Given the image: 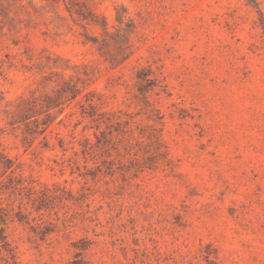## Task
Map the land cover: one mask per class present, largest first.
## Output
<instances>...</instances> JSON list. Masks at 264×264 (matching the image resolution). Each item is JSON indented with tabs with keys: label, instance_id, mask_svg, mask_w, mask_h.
Masks as SVG:
<instances>
[{
	"label": "rangeland",
	"instance_id": "obj_1",
	"mask_svg": "<svg viewBox=\"0 0 264 264\" xmlns=\"http://www.w3.org/2000/svg\"><path fill=\"white\" fill-rule=\"evenodd\" d=\"M0 207V264H264V0H0Z\"/></svg>",
	"mask_w": 264,
	"mask_h": 264
},
{
	"label": "trees",
	"instance_id": "obj_2",
	"mask_svg": "<svg viewBox=\"0 0 264 264\" xmlns=\"http://www.w3.org/2000/svg\"><path fill=\"white\" fill-rule=\"evenodd\" d=\"M78 94H79V91H77L76 88H73L72 84L70 82H68V81H66V86H63L61 89L57 90V95L60 98H63L64 96H66L68 99L75 98V97L78 96ZM86 100H88L90 107L93 108V111L90 112V115L93 118H95L94 117L95 116L94 113L97 111V104L95 103L93 98H86ZM49 126L50 125H48V127ZM51 131H54V130L52 129ZM57 133H59V132H57ZM0 219L5 220V219H3V215L1 213H0Z\"/></svg>",
	"mask_w": 264,
	"mask_h": 264
}]
</instances>
